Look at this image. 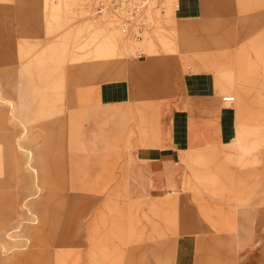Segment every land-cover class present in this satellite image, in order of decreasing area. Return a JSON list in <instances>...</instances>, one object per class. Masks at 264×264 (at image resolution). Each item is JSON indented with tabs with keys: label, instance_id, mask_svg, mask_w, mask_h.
I'll return each instance as SVG.
<instances>
[{
	"label": "rangeland",
	"instance_id": "obj_1",
	"mask_svg": "<svg viewBox=\"0 0 264 264\" xmlns=\"http://www.w3.org/2000/svg\"><path fill=\"white\" fill-rule=\"evenodd\" d=\"M163 1L138 39L121 33L116 13L91 17L79 0H0V264H174L188 234L213 241L216 264L255 261L264 246V84H252L245 65L260 71L264 31L178 36L177 0ZM243 1L234 0L236 27ZM182 50L220 70L237 135L186 152L178 190L130 199L127 168L167 124L155 103L186 71ZM140 55L161 63L138 67ZM126 77L138 102L88 110L96 84Z\"/></svg>",
	"mask_w": 264,
	"mask_h": 264
},
{
	"label": "crops",
	"instance_id": "obj_2",
	"mask_svg": "<svg viewBox=\"0 0 264 264\" xmlns=\"http://www.w3.org/2000/svg\"><path fill=\"white\" fill-rule=\"evenodd\" d=\"M240 5H243L241 10L246 11V14L242 13L244 27H236L240 13L234 0H177L178 36L264 31V0H244ZM227 52L232 53L228 65V69H232L236 62L235 53ZM188 53L182 50L181 60L187 65L186 71L182 74L176 70L178 77L173 88L166 89L167 93L160 97L162 100L155 103L159 119L162 116L167 120L166 126L162 130L159 127L158 139L155 140L154 135L153 145L151 142L139 145L133 152L125 182L130 199L142 201L148 197H161L173 191L176 184L178 190L187 175L182 161L186 152L217 150L232 142L237 135V109L223 101L225 95H221L222 85L217 75L220 70L188 60ZM260 56V71L256 66L245 65L248 72L249 69L255 71L253 76H246L252 79V84H264V52ZM170 62L176 63V68L182 66L175 57H171ZM159 63L161 60L148 56L135 58L138 67L158 66ZM96 85L95 100H87L88 110L138 102L133 78L110 79ZM142 88L143 101L150 97V91L147 86ZM213 244L210 240L204 244L197 235L179 237L174 246V264H216ZM260 261L264 263V246L257 250L256 259L251 264Z\"/></svg>",
	"mask_w": 264,
	"mask_h": 264
},
{
	"label": "built area",
	"instance_id": "obj_3",
	"mask_svg": "<svg viewBox=\"0 0 264 264\" xmlns=\"http://www.w3.org/2000/svg\"><path fill=\"white\" fill-rule=\"evenodd\" d=\"M90 10L98 15L116 13L120 16L121 33L140 39L150 30L156 18L154 9L164 8L163 0H88ZM153 2H156L153 5ZM223 101L234 103L232 95L223 96Z\"/></svg>",
	"mask_w": 264,
	"mask_h": 264
},
{
	"label": "bare ground",
	"instance_id": "obj_4",
	"mask_svg": "<svg viewBox=\"0 0 264 264\" xmlns=\"http://www.w3.org/2000/svg\"><path fill=\"white\" fill-rule=\"evenodd\" d=\"M77 1V0H76ZM83 5H84V9L85 10H87V12L89 13V15L91 16V17H96L98 14L96 13V12H93L92 13V11L93 10H90V5H89V1L88 0H79ZM155 3L156 2H153V5H155ZM158 8L156 7V9H154L153 11L155 12L156 10H157ZM109 14H111V13H109ZM108 14V15H109ZM99 15V16H102V17H105V18H103L102 20H104V19H107L109 16H113V15H115V13H113V14H111V15ZM118 15V14H117ZM106 16H108V17H106ZM119 16V15H118ZM120 17V16H119ZM112 19H116V18H113L112 17ZM111 20V19H110ZM160 20V19H159ZM89 21V20H88ZM104 22V21H101V20H99V19H97V20H92V21H90V22H94V23H97V22ZM161 22H163V21H161ZM148 31V30H147ZM147 31H145V32H147Z\"/></svg>",
	"mask_w": 264,
	"mask_h": 264
}]
</instances>
